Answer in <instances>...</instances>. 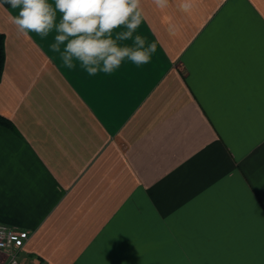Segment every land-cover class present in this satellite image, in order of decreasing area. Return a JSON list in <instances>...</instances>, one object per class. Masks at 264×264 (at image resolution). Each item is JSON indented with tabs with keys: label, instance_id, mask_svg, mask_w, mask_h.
<instances>
[{
	"label": "crops",
	"instance_id": "1",
	"mask_svg": "<svg viewBox=\"0 0 264 264\" xmlns=\"http://www.w3.org/2000/svg\"><path fill=\"white\" fill-rule=\"evenodd\" d=\"M179 2L142 0L148 64L89 76L0 0V222L28 232L19 264H264V0Z\"/></svg>",
	"mask_w": 264,
	"mask_h": 264
},
{
	"label": "clouds",
	"instance_id": "2",
	"mask_svg": "<svg viewBox=\"0 0 264 264\" xmlns=\"http://www.w3.org/2000/svg\"><path fill=\"white\" fill-rule=\"evenodd\" d=\"M18 15H9L18 36L36 33L42 39L53 30V52L59 53L63 66L75 69L77 63L89 76L112 74L126 59L137 66L148 64L157 50L155 42L134 35L142 23V0H4ZM158 9L169 6V0H152ZM178 8L187 13L191 0H180ZM57 13L60 19L57 21ZM125 29L116 31L117 29ZM168 32L175 35V25ZM132 41L131 45L125 41ZM63 46V47H62Z\"/></svg>",
	"mask_w": 264,
	"mask_h": 264
},
{
	"label": "built area",
	"instance_id": "3",
	"mask_svg": "<svg viewBox=\"0 0 264 264\" xmlns=\"http://www.w3.org/2000/svg\"><path fill=\"white\" fill-rule=\"evenodd\" d=\"M27 237V230L0 222V264H19V253Z\"/></svg>",
	"mask_w": 264,
	"mask_h": 264
},
{
	"label": "trees",
	"instance_id": "4",
	"mask_svg": "<svg viewBox=\"0 0 264 264\" xmlns=\"http://www.w3.org/2000/svg\"><path fill=\"white\" fill-rule=\"evenodd\" d=\"M4 33L0 31V77L3 70L5 51H4ZM0 125L8 128H13L11 121L0 113Z\"/></svg>",
	"mask_w": 264,
	"mask_h": 264
}]
</instances>
